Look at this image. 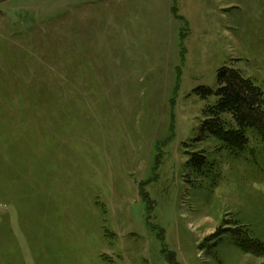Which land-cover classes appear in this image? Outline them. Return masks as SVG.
<instances>
[{
    "label": "rangeland",
    "instance_id": "1",
    "mask_svg": "<svg viewBox=\"0 0 264 264\" xmlns=\"http://www.w3.org/2000/svg\"><path fill=\"white\" fill-rule=\"evenodd\" d=\"M222 66L264 94V0L0 3V264H264L263 136L202 133Z\"/></svg>",
    "mask_w": 264,
    "mask_h": 264
},
{
    "label": "trees",
    "instance_id": "2",
    "mask_svg": "<svg viewBox=\"0 0 264 264\" xmlns=\"http://www.w3.org/2000/svg\"><path fill=\"white\" fill-rule=\"evenodd\" d=\"M194 91L206 100L201 110L203 135L211 136L235 154L245 151L248 129L257 130L264 139V94L238 69L222 66L217 72L215 89L199 87ZM186 165L193 173H201L205 157L190 153Z\"/></svg>",
    "mask_w": 264,
    "mask_h": 264
},
{
    "label": "water",
    "instance_id": "3",
    "mask_svg": "<svg viewBox=\"0 0 264 264\" xmlns=\"http://www.w3.org/2000/svg\"><path fill=\"white\" fill-rule=\"evenodd\" d=\"M5 1H8V0H0V3H3V2H5Z\"/></svg>",
    "mask_w": 264,
    "mask_h": 264
}]
</instances>
